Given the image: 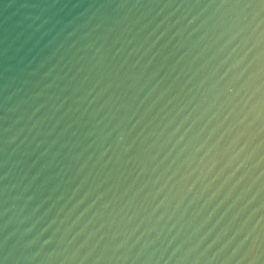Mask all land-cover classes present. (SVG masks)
Segmentation results:
<instances>
[{
  "label": "water",
  "instance_id": "water-1",
  "mask_svg": "<svg viewBox=\"0 0 264 264\" xmlns=\"http://www.w3.org/2000/svg\"><path fill=\"white\" fill-rule=\"evenodd\" d=\"M0 264H264V0H0Z\"/></svg>",
  "mask_w": 264,
  "mask_h": 264
}]
</instances>
